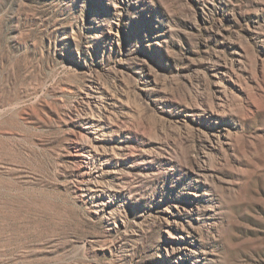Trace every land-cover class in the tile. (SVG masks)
<instances>
[{
    "label": "rangeland",
    "instance_id": "rangeland-1",
    "mask_svg": "<svg viewBox=\"0 0 264 264\" xmlns=\"http://www.w3.org/2000/svg\"><path fill=\"white\" fill-rule=\"evenodd\" d=\"M0 264H264V0H0Z\"/></svg>",
    "mask_w": 264,
    "mask_h": 264
},
{
    "label": "bare ground",
    "instance_id": "bare-ground-1",
    "mask_svg": "<svg viewBox=\"0 0 264 264\" xmlns=\"http://www.w3.org/2000/svg\"><path fill=\"white\" fill-rule=\"evenodd\" d=\"M76 149L79 150V148L76 146ZM84 151V150H83ZM88 151V150H87ZM85 152V151H84ZM89 154V153H88ZM83 155V154H82Z\"/></svg>",
    "mask_w": 264,
    "mask_h": 264
}]
</instances>
